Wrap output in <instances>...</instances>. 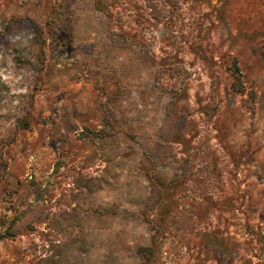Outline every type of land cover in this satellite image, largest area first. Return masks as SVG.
Listing matches in <instances>:
<instances>
[{
  "label": "rangeland",
  "instance_id": "rangeland-1",
  "mask_svg": "<svg viewBox=\"0 0 264 264\" xmlns=\"http://www.w3.org/2000/svg\"><path fill=\"white\" fill-rule=\"evenodd\" d=\"M65 1L0 0V264H264V0Z\"/></svg>",
  "mask_w": 264,
  "mask_h": 264
},
{
  "label": "trees",
  "instance_id": "trees-1",
  "mask_svg": "<svg viewBox=\"0 0 264 264\" xmlns=\"http://www.w3.org/2000/svg\"><path fill=\"white\" fill-rule=\"evenodd\" d=\"M62 2H63V4H62V10H61V12L62 13H64V12H66L67 13V7H68V2L67 1H65V0H62ZM113 2V0H93V4H94V6L96 7V8H98V9H100V10H102L103 8H105L106 6L108 7L109 5H110V3H112ZM234 65H235V61H234ZM233 75H234V77H235V79L237 80L238 78H239V69H238V67H236L235 66V68H234V72H233ZM147 165L149 166V162L147 163ZM147 166V167H148ZM149 168V167H148ZM150 169V168H149ZM149 169H147V171L149 170ZM157 183H159V184H157V187L159 188L160 186L161 187H164L165 185H163V182H157ZM160 185V186H159ZM159 230H157V229H155V231H154V234L156 233V232H158ZM7 234V233H6ZM7 235H12L11 233H9L8 232V234ZM0 237H2V236H0ZM155 242H152V244H151V246L150 247H146V248H141L142 250L141 251H143L144 253H146V255H147V258L145 259L146 261H148V260H150V259H152L153 257H155V256H153L154 255V250L156 249L155 247H157V245H155V246H153V244H154ZM147 252H148V254H147ZM56 262L55 261H52V262H50L49 264H55Z\"/></svg>",
  "mask_w": 264,
  "mask_h": 264
}]
</instances>
